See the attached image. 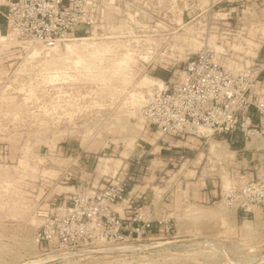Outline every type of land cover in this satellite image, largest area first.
Wrapping results in <instances>:
<instances>
[{
  "label": "rangeland",
  "instance_id": "rangeland-1",
  "mask_svg": "<svg viewBox=\"0 0 264 264\" xmlns=\"http://www.w3.org/2000/svg\"><path fill=\"white\" fill-rule=\"evenodd\" d=\"M80 37L108 48L104 60L84 51L77 63L64 46ZM65 43L57 53L0 18V264H264V213L221 200L225 185L262 173L264 138L236 152L212 134L161 136L142 116L154 81L178 76L208 43L231 68L263 63L264 96V0L116 3ZM134 170L133 197L172 231L126 244L37 242L43 215L86 182Z\"/></svg>",
  "mask_w": 264,
  "mask_h": 264
},
{
  "label": "built area",
  "instance_id": "built-area-1",
  "mask_svg": "<svg viewBox=\"0 0 264 264\" xmlns=\"http://www.w3.org/2000/svg\"><path fill=\"white\" fill-rule=\"evenodd\" d=\"M133 0H0V18L20 36L53 48L95 30L108 8ZM77 38V37H76ZM224 49V48H223ZM208 43L179 64L175 78L153 85L142 107L144 123L161 136L207 137L201 128L229 146L243 147L264 138L263 63L227 66L222 51ZM263 60V59H261ZM209 134V135H210ZM140 172L126 171L101 186L86 182L78 192L46 212L37 242L72 247L83 243L126 244L149 238L154 231L173 230L170 218L153 216L133 197ZM221 200L246 217L264 213V168L261 174L230 185ZM156 207V206H154Z\"/></svg>",
  "mask_w": 264,
  "mask_h": 264
},
{
  "label": "bare ground",
  "instance_id": "bare-ground-1",
  "mask_svg": "<svg viewBox=\"0 0 264 264\" xmlns=\"http://www.w3.org/2000/svg\"><path fill=\"white\" fill-rule=\"evenodd\" d=\"M179 22L178 23H181V19H179L178 20ZM14 33L16 34V31H14ZM5 34V32L4 31H2V35H4ZM70 40V39H69ZM68 41V40H67ZM66 42V41H65ZM64 42V43H65ZM211 42H215V41H211ZM197 44V43H196ZM215 44V43H214ZM58 46H60V45H56L55 47H53V48H51V49H54V51L55 52H57V53H60V49H59V47ZM64 48H66V51L68 50V52L70 51H74V52H77V54L79 55V58H78V56H77V63H80V62H82L84 59H83V52L84 51H87V54L89 55V56H91V57H96V58H98V57H101L103 60H104V58L106 57V54H107V51H108V53H109V50H107L108 48H101V47H99V46H97V45H95V43H93V42H88L87 41V38L86 37H80V38H78V41L77 42H67V43H65V46H64ZM218 48V47H217ZM39 51L40 50H38L36 47H35V50H34V53H39ZM61 54V53H60ZM33 56V55H32ZM38 56V55H37ZM100 58V59H101ZM99 59V61L101 62L102 61V59L100 60ZM120 63L119 64H121L122 63V60H120L119 61ZM76 63V64H77ZM58 68V67H57ZM57 70H59V69H57ZM56 70V71H57ZM59 74V73H58ZM58 74L57 75H55L56 77H58ZM156 83H159V80H155L154 81V83L151 85V89H152V86L153 85H155ZM150 89V90H151ZM149 90V91H150ZM144 101H145V98H144ZM200 132L201 133H205V134H207V135H209L210 134V130L209 129H207V128H201L200 129ZM229 187V185H225V188H228ZM153 243V242H152ZM158 244V243H157ZM156 244V245H157ZM160 244V243H159ZM158 244V245H159ZM162 244V243H161ZM160 244V245H161ZM154 245V244H153ZM145 246V244H139V245H126L125 247H123V248H121V249H123V250H126V251H129V250H135V249H138V248H142V247H144ZM169 246V245H168ZM121 249H118V250H121Z\"/></svg>",
  "mask_w": 264,
  "mask_h": 264
}]
</instances>
